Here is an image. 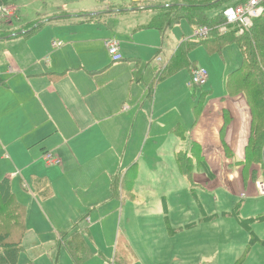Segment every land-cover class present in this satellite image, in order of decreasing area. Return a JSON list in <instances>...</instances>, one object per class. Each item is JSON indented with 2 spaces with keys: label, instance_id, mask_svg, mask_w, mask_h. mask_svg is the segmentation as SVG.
<instances>
[{
  "label": "crops",
  "instance_id": "obj_1",
  "mask_svg": "<svg viewBox=\"0 0 264 264\" xmlns=\"http://www.w3.org/2000/svg\"><path fill=\"white\" fill-rule=\"evenodd\" d=\"M5 1L7 6L14 8L17 13L19 5L15 6L11 3L12 0ZM35 2L37 6L40 2L45 3L44 0H35ZM57 2L58 4L48 9L45 14L37 10L34 19L30 18L28 12H22L25 14L24 20L17 17V14L10 20L0 19V181H8L16 201L25 209L29 207L24 241L32 232L39 237L41 235L39 230H47L45 233L54 232L56 231L54 225L61 224L65 234L70 236L72 231L80 232L90 245L92 244L90 240L97 239L94 231L101 226L102 230L107 231L109 228L104 222H113L114 219L109 218L115 215L119 206L121 207L120 203L114 201L107 204L108 199L119 196L118 189L120 185L121 187L124 185L128 175V173L122 175L119 165L136 160L127 166L138 164L140 159H137L139 155L137 148L140 149L143 143L146 145L145 141L151 135L159 134L160 128L169 136L178 133L182 137H178V144L174 141V146L170 145L172 143L170 142L165 147L160 146L153 150L159 152L176 148L178 152H173L176 161L179 152H185L196 160L195 149L198 148L210 170L209 174L203 173L214 179L217 173L207 159L205 149L211 146L219 150V147H222L224 153L219 151L220 159L226 165L230 163L227 157H233L234 152L238 157L239 155L245 157V147L250 137L251 117L238 122L223 109V113L217 118L216 126L211 124L212 131L209 133L210 129H208L207 132H203L200 123L207 96L200 93L197 87L191 86L187 99L181 103L185 102L192 110L198 108L195 110L198 114L196 115L194 111V118L189 116L188 120V115L181 114L177 109L179 106L177 103L173 104L171 113L165 112L162 105L164 99H161L159 90L155 92L156 85L162 81L157 77L168 67L163 58L164 46L159 48L160 51L155 58L146 66L151 71L144 70L141 80L137 81L136 97H132L130 93L131 85L128 93L121 87L113 86V80L101 81L111 68L120 67L121 64L114 66L115 63L127 60L121 52L124 54L130 52L139 47L138 45L132 44L123 50L120 45L122 60L115 63L112 60L114 64L103 62L89 65L82 62V55L95 54L94 44L104 48L107 40L116 37L115 35L112 37L107 29H102L104 25L106 26L104 22L108 17L124 16L131 19L132 24L127 32H132L136 21L143 14L151 13L149 25L141 27L152 29L151 25L155 23L156 14L149 8H153L155 2L130 0V7L114 8L115 10H112L110 4L101 0L74 2L57 0ZM13 21L16 25H12ZM89 24L92 26L102 24L100 26L103 27L99 30L104 33L91 40L90 38L79 40L78 33L73 29L68 31L61 29L69 25ZM38 26V29L30 33L32 28ZM198 40L200 39H193L196 42ZM55 43H59L60 47H55ZM151 63L159 66L160 70L157 73L148 67ZM132 64L129 63V66H133ZM197 68L204 67L193 66L190 69V82L193 71ZM136 73L135 75L133 73L132 78L135 82ZM209 82L210 76L207 85ZM153 85L154 95L151 99L149 89ZM147 103L150 108L146 107ZM246 105L245 113L249 115L248 103ZM221 117H224V121L219 128L218 121ZM129 122L127 128L130 129V138L124 147L123 138L121 139L118 134ZM140 129L145 131L143 138H138ZM222 129H224L223 133ZM215 131H218V135ZM112 134L117 135L112 136ZM188 138L191 141L187 150ZM122 148L125 149V157L119 159L116 151ZM48 151L61 160L59 165L46 162L44 156ZM240 163L248 173L245 168V158L235 164L240 165ZM195 168L200 170L195 164L193 173ZM254 172L256 171L253 170L252 175ZM31 178L39 184L38 191H47L46 195L41 196L45 208H48L46 211L39 203L36 204V196L27 194L20 196L21 192H26L32 187L27 184V180ZM196 178L197 176L194 175V179ZM188 182L194 186L193 182ZM101 190L103 193H100ZM74 191H79V197L82 198L75 196L73 200L72 195L67 202H58L59 196L68 197ZM17 193L20 194L17 196ZM95 199H97L96 207L92 205ZM100 206H106L103 215L102 210L98 209ZM41 211L44 212V216ZM61 215L63 220L57 221V217ZM81 215H86L84 220L88 227L83 228L85 231L79 227V222L83 218L80 219ZM64 233H58V241H61ZM54 243H56L54 240H49L44 244L40 242V245L54 246Z\"/></svg>",
  "mask_w": 264,
  "mask_h": 264
},
{
  "label": "rangeland",
  "instance_id": "obj_2",
  "mask_svg": "<svg viewBox=\"0 0 264 264\" xmlns=\"http://www.w3.org/2000/svg\"><path fill=\"white\" fill-rule=\"evenodd\" d=\"M44 1L45 3L40 2L39 6L36 5L35 0H12L11 3L15 6L19 5V10L17 13L15 10L14 14L24 20L25 14L22 12H28L30 18L34 19L33 16L37 10L45 14L48 9L58 4L57 0ZM101 1L110 4L112 10L114 8L119 9V7H130L131 3L130 0ZM238 1L229 0L224 6L211 9L208 15L213 17L225 8L235 5ZM151 2H155V5H167L169 3L182 5V3H186V0H151ZM145 3H149V0H145ZM150 14H143L136 21L132 32H127L132 24L131 19L124 16L108 17L104 22L106 24L104 27L100 26L104 24L102 23L97 26L91 24L85 26L69 25L61 29H65V31L73 29L74 32L78 33L79 40L80 38L87 40L90 38L91 40L99 36L100 33H104V31L99 30L103 27L102 29H107L112 37L116 36L115 38L120 42L121 50L129 48V45L132 44L138 45L139 47L130 52L125 54L121 52L127 60L115 64L112 63V58L109 56L106 47L101 48L97 44H94L95 54L82 55L81 57L82 62L89 65L103 62L114 64V66L121 64L119 68L115 67L111 68L109 72L106 71L107 73L105 72L101 82L113 80V86L121 87L128 93L129 85H131L130 93H132V97H136L138 95L137 81L141 80L144 70L146 72L151 71L146 66L155 58L160 51L159 48L164 46L163 58L168 66L175 63L178 67H184L187 63H181L180 60L176 61L177 49L181 42L193 40L196 32V29L186 20H181L180 24L169 29L165 35L154 28L142 29L141 26L147 27L149 25ZM11 18H6V20ZM12 25H16V23L13 21ZM228 30L225 34L219 33L226 35L229 33ZM218 43L213 42L211 46H219ZM54 46L60 47L58 43H55ZM188 59L191 61L189 67H184L171 77H162V81L155 87V92L159 90L162 95L161 99H164L162 105L165 112L171 113L174 108L173 104L177 103L179 105L177 109L181 114H187L188 120L189 116L194 118L193 112L196 109L192 110L191 106L185 102L182 104L181 101L187 99L191 90L190 67L199 66L204 67L210 76V82L207 86L197 87L200 93L207 96L202 122L200 123L203 132H207L211 124L216 126L217 118L221 116L223 109L227 110L230 116L238 122H243L246 117L250 118V113L249 115L245 113L247 109L245 95L230 96L227 92L228 74L239 68L243 62L242 51L237 43L228 44L221 53H209L204 45L194 44L188 52ZM129 63H133L132 65L136 68L129 66ZM148 67L154 69L153 72L156 71V73L160 70L156 63H151ZM175 70L176 67L173 66L164 74H172ZM133 73L137 75V77L135 76L136 82L132 79ZM146 107L150 108V105L147 103ZM223 121L224 117H221L218 121L219 128ZM129 125L130 122L128 125H124L125 128H122L118 134L121 139L123 138L124 147L130 138V129L127 128ZM159 130V134L151 135L146 139V145L143 143L140 149L137 148L139 154L137 159H140L138 164L127 166L136 162L135 158L136 161L119 165L118 168L122 175L127 173L128 175L124 185L122 187L120 185L118 189L119 196L108 199L107 204L114 201L120 203L121 207L119 206L115 215L109 218L110 220L114 219L113 222H104L109 228L107 231L102 230V226L94 231L95 238L98 240H90L92 243L90 245L88 243L92 257L84 264H264V220H256L259 216L264 215V196L259 194L257 188V183L264 180V162L258 167L254 165L249 167L248 173H246L241 163L240 165L235 164L242 161L244 155L238 157L237 153L234 152L233 157L226 156L227 160H230V163L226 165L220 159V152H223L222 147H219L218 150L210 146L205 149V153L217 174L214 179H210L195 168L193 174L197 178L194 179L193 175L194 186H192L180 172L182 166H185L186 169L190 168V163L186 161L185 165L184 161L179 162V158L174 161L176 157L174 158L173 152H178L176 148L172 147L171 150L164 149L159 152L153 150L160 146L165 147L170 142H172L170 145L174 146L175 143H179L178 137H182L178 133L169 136L164 133L162 128ZM211 131L210 129L209 133ZM215 133L218 135V131ZM116 135L112 134V136ZM140 137H145L143 129L139 130L138 138ZM190 141L188 138L187 150L190 147ZM123 148L116 151L119 159L125 157V149ZM181 149L183 150V148ZM195 153L198 154L197 148ZM46 154L51 155L54 160L56 158V162H61L54 153L55 157L49 151ZM186 155L185 152L177 154L180 157ZM253 170L256 171L254 175H252ZM130 180H132V186H130ZM27 181V184L32 187L26 192H21L20 196L26 194L36 196V204L39 203L44 211L48 210L45 208L44 199L41 197L46 195L47 191H38L40 186L34 178ZM100 193L103 191L101 190ZM19 194L17 193V196ZM12 195H15L14 192ZM72 195L73 200L75 196H80L79 191H74L68 197L59 196L57 200L59 203L67 202ZM79 198L81 199L82 196ZM18 199L22 200L21 198ZM96 202L97 199L92 202L95 207ZM2 203L5 206H2ZM105 207H98L99 211L102 210V215L105 213ZM10 208L12 207H8L7 200L1 195L0 190V212L8 215V209L11 212ZM27 208L29 209V207ZM41 212L44 216V212ZM33 216L35 217V213ZM85 216L81 215L80 219L83 218L79 222V227L83 231H85L84 227H88L86 220H84ZM10 218L16 220L17 217L10 216ZM62 220L63 215L57 217V221ZM241 220L245 221L246 225H242ZM54 227L56 231L50 233H45L47 230H39L41 234L39 237L35 236L33 232L28 234L27 239L23 240L24 252L18 264L31 262L32 264L73 263L65 243L60 241L63 245L59 244L60 247H56L58 245V233H64V229H61V224H56ZM76 232L72 231L71 235ZM82 236V234L77 233L79 239H82ZM49 240L56 242L54 246L40 245V242L44 244L45 241ZM244 255L246 256L243 257Z\"/></svg>",
  "mask_w": 264,
  "mask_h": 264
},
{
  "label": "trees",
  "instance_id": "obj_3",
  "mask_svg": "<svg viewBox=\"0 0 264 264\" xmlns=\"http://www.w3.org/2000/svg\"><path fill=\"white\" fill-rule=\"evenodd\" d=\"M186 0V3L171 5H155L153 8H149L155 12V23L151 25L152 28L159 30L161 33H166L169 29L174 28L181 20H186L194 29L207 27L211 30L208 39L187 40L182 42L177 49L176 61L181 63H187L184 67H189L188 52L195 45H204L209 53L222 52L228 44L235 42L239 45L242 51L243 62L237 70L228 74L227 79V92L230 96L243 94L246 97V101L250 110L251 125H250V137L245 147V168L248 169L253 165H262L264 162V14L256 19L253 23V27L248 32L239 34V28L236 25L228 27L229 33L226 35H220L219 28L225 26V18L223 17V11L213 17L208 15L211 9L224 6L229 0ZM248 0H239L235 7L240 4L246 3ZM7 1L0 0V5L7 6ZM229 8V7H227ZM225 8V9H227ZM147 9V8H146ZM36 28H32L30 33H33ZM213 42H219V46H211ZM191 47L189 48V45ZM186 58V62H185ZM176 67L175 72L184 69V67H178L175 63L168 66L163 72L159 74L157 78L159 80L162 77H171L172 74H164L171 67ZM192 67H190L191 69ZM150 98L154 95V85L150 89ZM206 94V93H205ZM198 110V108L196 109ZM196 115L198 114L195 111ZM227 121V120H226ZM226 125L228 121L225 122ZM225 129V125H224ZM224 129L221 130L223 133ZM197 159L189 157L188 155L180 157L179 162L189 161L190 168L181 167L180 172L193 182V168L197 164L202 173L209 174V168L206 166L204 157L201 151L197 148ZM132 184V183H130ZM1 195L5 197L8 203V207H12L11 212L8 209V215L0 212V264H18L19 258L24 251L23 240L27 233L26 219L27 211L21 206L14 196L12 195L11 187L8 181H0ZM2 206L3 203L1 204ZM5 208V207H4ZM10 216L17 217L16 220L10 218ZM256 220L263 221L264 215L259 216ZM242 225H246V222L241 220ZM76 232L74 235L63 234L61 237L62 243L67 245L68 253L72 256L74 264H84L92 253L88 246L87 241L82 236V239L77 237ZM68 235V236H67ZM73 236V237H72ZM60 241L56 247H60ZM62 245V244H61ZM66 247V246H65ZM244 255L243 257H245ZM32 264V263H28Z\"/></svg>",
  "mask_w": 264,
  "mask_h": 264
},
{
  "label": "built area",
  "instance_id": "obj_4",
  "mask_svg": "<svg viewBox=\"0 0 264 264\" xmlns=\"http://www.w3.org/2000/svg\"><path fill=\"white\" fill-rule=\"evenodd\" d=\"M14 11L15 9L10 6L0 5V19L13 17L15 15ZM263 14L264 0H248L244 4H240L235 7H229L223 11L225 26L220 27L219 32L221 34H225L226 30H228L227 28L231 25H236L239 28V34L248 32L252 29L254 21L256 19H259ZM210 32L211 30L207 27L196 28L195 37H193V39H208L210 36ZM105 45L114 63L122 60V56L119 52L120 43L116 38L107 40ZM208 81V71L204 68H197L193 71L190 86L203 87L207 85ZM44 158L49 164H59L58 162H56V159H53L51 155L46 154ZM257 188L259 194L264 196V180L257 183Z\"/></svg>",
  "mask_w": 264,
  "mask_h": 264
},
{
  "label": "water",
  "instance_id": "obj_5",
  "mask_svg": "<svg viewBox=\"0 0 264 264\" xmlns=\"http://www.w3.org/2000/svg\"><path fill=\"white\" fill-rule=\"evenodd\" d=\"M219 1H221V0H219ZM219 1H218V2H219Z\"/></svg>",
  "mask_w": 264,
  "mask_h": 264
}]
</instances>
